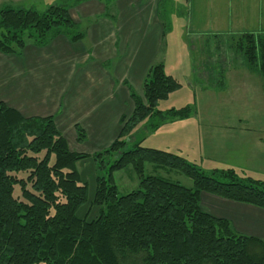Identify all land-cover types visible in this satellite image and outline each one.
Returning <instances> with one entry per match:
<instances>
[{"label": "trees", "instance_id": "obj_1", "mask_svg": "<svg viewBox=\"0 0 264 264\" xmlns=\"http://www.w3.org/2000/svg\"><path fill=\"white\" fill-rule=\"evenodd\" d=\"M74 28L65 6L42 13L5 8L0 52L20 55L27 40L44 47L57 36L78 42L82 34L72 35ZM236 48L264 76V36L245 34ZM180 88L163 65H152L142 96L130 89L134 111L121 120L118 138L91 156L69 150L53 117L23 118L0 103V264H122L130 256L140 257L141 264H264L262 241L238 234L228 221L200 208V194L206 193L264 210V182L231 171L206 176L179 155L137 142L127 150L129 137L147 119L158 118L161 125L191 116L190 108L157 110ZM75 130L83 143L85 133ZM87 159L106 172L95 178L93 199L82 211L88 193L76 164ZM146 165L176 171L192 187L146 176ZM128 167L139 186L119 196L113 174Z\"/></svg>", "mask_w": 264, "mask_h": 264}, {"label": "rangeland", "instance_id": "obj_2", "mask_svg": "<svg viewBox=\"0 0 264 264\" xmlns=\"http://www.w3.org/2000/svg\"><path fill=\"white\" fill-rule=\"evenodd\" d=\"M82 1L57 4L68 8ZM101 1L111 5L108 14H114L116 0ZM28 3L24 10L43 12L36 0ZM154 6L162 32L154 65H163L165 74L181 86L157 110L190 108L192 114L183 132L176 126L158 130L159 119H147L131 134L127 150L136 142L144 148H163L178 153L206 176L231 171L243 180L264 182V76L259 65H249L236 48L245 34L264 36V0H157ZM83 26L76 25L70 33L82 34ZM151 124H157L156 131ZM76 169L87 186L83 211L93 199L95 178L106 169L99 171L91 159L78 162ZM145 175L192 187V181L176 171L146 165ZM113 178L119 196L138 189L131 167L115 172ZM122 264H141V258L130 256Z\"/></svg>", "mask_w": 264, "mask_h": 264}, {"label": "crops", "instance_id": "obj_3", "mask_svg": "<svg viewBox=\"0 0 264 264\" xmlns=\"http://www.w3.org/2000/svg\"><path fill=\"white\" fill-rule=\"evenodd\" d=\"M31 1L0 0V10H24ZM36 1L43 12L60 6L59 0ZM156 1L116 0L114 14L101 0L68 6L72 21L85 24L82 38L71 42L57 36L44 47L27 43L20 55L0 52V103L23 118L53 117L71 152L91 156L107 149L120 134L121 120L134 111L130 89L142 96L159 52ZM190 118L164 122L158 130L176 126L183 132ZM76 126L85 133L83 143L77 142ZM200 208L264 243V210L206 193L200 194Z\"/></svg>", "mask_w": 264, "mask_h": 264}]
</instances>
